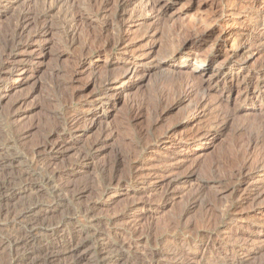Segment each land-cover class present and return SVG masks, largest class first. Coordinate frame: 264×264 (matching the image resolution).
I'll return each mask as SVG.
<instances>
[{"label":"rangeland","instance_id":"obj_1","mask_svg":"<svg viewBox=\"0 0 264 264\" xmlns=\"http://www.w3.org/2000/svg\"><path fill=\"white\" fill-rule=\"evenodd\" d=\"M65 1L50 13L46 11L45 0L29 3L11 0L0 5V74L9 67L3 54L15 55L20 60L0 78V241L16 232L26 235L27 227L35 221L42 229L27 246L0 247V264H170L167 259L156 257L153 251L157 253L167 242H174L179 244L176 253H181L184 243L183 249L188 253L207 233L216 232L220 239L219 235L229 225H235L226 215L228 207L246 216L245 220L236 222L239 234L251 235V227L257 223L263 224L259 229L263 232L264 197L239 207L232 204L237 203V189L247 193L251 184L241 183L257 171L254 160L244 176L231 184L224 177L246 156L251 142L260 143L258 148L252 146L257 150L264 143V75L255 79L254 86L247 91L263 93L255 105L243 101L240 92L246 90L238 87L231 99L221 105L215 104L220 91L215 92L210 98L212 111L189 123L186 108L176 107L180 90L184 88L183 76L171 75L172 64L157 66L170 62L181 44L180 39L192 40L191 28L195 24L206 27L223 3L231 6L234 3L235 7L216 26V31L203 40L202 50L216 44L219 27H232L240 33L262 37L264 29L257 20L264 0H160L169 6L161 19L146 17L139 11L143 0H134L127 10L128 13L137 10V18L126 23L120 34L113 19L103 17L98 8L89 9V0ZM27 9L36 11L34 15L38 17H34V22L39 20L40 27L47 21L50 28L40 42L31 43L30 47L18 40L13 43L12 38L20 16ZM77 13L82 15L77 25H67ZM103 31L105 37L101 42L96 37ZM232 35L221 44V49L238 41ZM106 40L111 49L99 58L96 51L106 45ZM24 46L26 51L19 48ZM87 51L92 54L87 65L93 69L79 74V80L75 81L74 71L78 69L81 52ZM125 53L145 62L150 71L129 93L118 96L117 91H111L107 97L101 95L92 105L93 112L98 111L99 118H103L95 125L88 123L84 129H71L69 118L81 112L83 104H89L87 95L95 96L106 78L115 81L123 74V66L114 61ZM262 55L255 53L250 65L255 69L261 67L264 73ZM213 70L204 78L208 79ZM3 91L5 95H1ZM106 98L109 105L104 103ZM93 112L84 121H90ZM105 128H109L106 133ZM197 130L207 135L202 142L191 143L190 147L200 150L193 157L198 170L190 183L183 185L187 174L184 165L169 177L176 185V196L163 199L161 187L145 193L150 186L148 174L158 166L171 165V159L166 156L171 146L168 143ZM169 133L172 135L165 142L167 145L154 151L148 149ZM56 140H66V149L52 155L41 152L45 144ZM82 159L88 160L86 169L76 167ZM136 165L144 166L142 179L135 176ZM67 171H70L68 176L62 177ZM198 188H202L201 192ZM148 199L151 205L143 210L142 203ZM31 206L36 208L26 219L15 227H6L8 220ZM12 211L17 213L9 218ZM141 213L144 216L140 218ZM134 224L139 230L135 237L126 230ZM231 241H222L229 251L218 261L200 264H264V246L248 252L249 257L240 258L241 251L232 253L234 241ZM194 251L191 249L190 253Z\"/></svg>","mask_w":264,"mask_h":264},{"label":"bare ground","instance_id":"obj_2","mask_svg":"<svg viewBox=\"0 0 264 264\" xmlns=\"http://www.w3.org/2000/svg\"><path fill=\"white\" fill-rule=\"evenodd\" d=\"M4 1L9 2L11 0H0V5H2V3H5ZM13 1L14 2L24 1L28 3L29 1L31 2V0H13ZM45 1L48 4V8L46 11L50 13L54 9L58 7L60 8V5L65 0H45ZM133 1L134 0L132 1L131 0H89V9L93 10L95 8L96 9L98 8L97 11L99 13H102L103 17L113 19L114 20L113 22L117 26L116 30L120 34L121 31L123 30V26H125L126 23H131V21L137 18V12H136L137 10H133L130 13H128V10H127L130 6H132ZM233 4L231 6L230 3L229 4L223 3L221 8L215 11L211 22H209L207 26L205 24L206 27L201 28L202 25L200 26L199 24H195L191 28L192 35L190 33L191 31L188 32L190 33L189 35L193 37V39L191 38L192 40L190 41H188L187 39H183V40L180 39L181 44L177 48L176 52L174 53L172 60H170V62L164 63V65L158 64L157 66L158 68H160L162 66L172 64L174 65V68H173V72L171 75L179 76V77L183 76L184 80H182L183 82L182 85H184V88L182 91L180 90L181 92L180 94L178 92L179 96L177 98L176 107L180 108L181 106H184V108H186V110L184 108L183 109L188 112L189 117L187 118H189L188 120L189 123L194 122L198 118H203L204 116H206V114L212 111L211 109L213 106L212 104L213 101L212 102L210 101L212 93L220 91L218 96L216 95L217 103H215V104H220V105L224 104L225 101H229L231 99L232 92L236 87L243 89L242 91L246 90L245 91L246 93L240 92L241 97H243V101H245L246 104L250 103L249 105H255L256 104L255 102L257 99L263 98V95H262L263 93L257 94L254 92L249 93L247 91H249V88L251 86H254L253 81L255 79L257 78L259 79V77L264 75L260 66H258L260 68L256 67L255 69L254 66L250 65V61L252 60L251 58L253 55H255V53H257L258 56L259 55L263 56L262 54L264 53V35H262V37L253 36L251 33L250 35H248V33L246 34L240 33V31H236V29L232 27H225V26L221 28L219 27V29H217V32H216L217 36L215 35L216 44L214 43L213 45H211V47H209V50H202V46H203L202 43H204L205 41L204 39H207L208 37H210V35L214 31H216V26H219V24L222 23L225 16H227V14L235 7L234 6L235 4L234 5ZM168 8L169 6L165 3H162L160 0H143L142 9L139 11L144 13L146 17L148 16V18L153 17L154 19L155 18L161 19L164 16ZM23 12L24 13L20 16L21 19L17 25V28L12 38H13V43L17 42L18 40L19 42H22V44L30 47L32 46L31 43L40 42V39L42 37H45L44 35L50 32V28H49L47 21L44 24L42 23L43 24L42 27H40L41 24L39 20L38 22H34V17H35L34 12L36 11L33 12L32 10L27 9L26 11H23ZM36 16L38 17L37 14ZM80 16L82 15L79 13L75 14L72 17V21L70 23H67V25L76 26L79 20L81 19ZM37 17L35 18L37 19ZM257 21H258V26L264 29V7ZM179 34L181 36V32ZM232 34H235L237 36L238 41L237 40H236L237 42L235 41L236 43L234 44V46L232 45L228 48L225 47L224 50L223 48L221 49V44L225 42L228 39V37ZM184 35H187V34L185 33ZM103 36L105 37L104 31L102 34H100V37H96V38L97 40H100L102 42L101 38L103 39L104 38ZM106 42L107 40L105 41V44ZM109 46L110 44L104 45L101 49L96 51V55L99 58H102L104 52L106 53V51H108ZM24 47H19V48L22 50H25L26 47L25 48ZM81 54H80L81 55L80 62L78 63V66H77L78 69L76 68V71H74L75 74L73 76V80L75 81L79 80L77 79L79 74L84 73L85 71L89 69H93L91 66L87 65L92 55L91 52L90 51L83 52V53L81 52ZM3 55H4L3 60L9 63V67L1 70L2 74H0V78H1V75L3 76L4 74H6V72L12 70L13 67H16V66L12 67L14 63H17L20 61L19 58L17 59V56L15 55H10V54L6 56L5 54ZM142 55H147V54L143 53ZM178 60H179V63L177 62ZM114 62L121 64L123 66V74L115 81H113L110 78H106V80L104 79L105 82L104 84H102L103 86L100 87L99 92L95 96L91 97L87 93L88 95H87L86 100L89 101V104H83V110L79 112L78 114L76 113L75 115L73 113V118H69L70 119L69 121L72 122L71 129L79 130L81 128L84 129L85 125H89V124L95 125L98 120L103 119V118H99L100 115L98 111L93 112L92 105L94 106V103L96 104L97 101L101 99V95L107 97L111 91H117L118 96L124 95V93H129L132 89H134L138 84L141 83L140 82L141 79H144V77L150 71V67L146 69L145 62H143L142 60H137L134 57L127 56L126 53L120 58H117ZM212 68H214L212 74L210 73V76L208 75L209 78L205 79L204 78L205 74ZM91 71L92 73L90 74V76H93V70ZM92 80L94 79L93 78L90 79V83H92ZM219 87H222L221 90ZM1 95H5V91H3ZM214 101H216V99ZM106 102L108 105L110 104L108 98L105 99L104 103ZM103 104H102V107H104ZM218 107L216 108L218 109ZM213 108L215 109V107ZM90 111L93 112L92 114H90V117H91L89 119L90 121H84V119L86 118V116L89 114ZM81 122H83L82 126H81ZM220 125H222V123ZM108 131H109V128L104 129V133ZM204 133L205 132H203V130L202 131L197 130V132L195 133L187 134L184 137H180L179 139L172 140V141H170V136L172 134L169 133L166 135V137L160 139L153 148H151V146L150 148H148L151 151H154L152 149H157V147H164V145H167L166 143L170 141V143L168 144L171 146L167 148L166 156H168L171 159V165L170 166L164 165L163 167L158 166L156 169H154L153 172L148 174V177L150 178L148 183L150 186L146 189L145 193L148 194L150 192L158 191L157 189L161 187L162 188L161 193H162L163 199L165 198L168 199L169 196L171 197L176 196L177 195L175 193L176 185L174 182H172V180L169 179V177L173 174L174 171L181 169L184 165L185 166L187 165V174L184 175V179L182 182H183V185L190 183L192 175L195 174L198 170V164L193 163L194 162L193 157L196 156V154L200 150V148H197L194 146L190 147V146H191V143H194L195 145L198 142H202L203 140L201 139H203L204 136L207 135V133L206 134ZM255 143L253 142L250 143L251 148L252 146L257 147L260 144V143L259 144L258 143L255 144ZM98 145L99 143L96 144L95 146L96 149H98L99 147ZM65 147H66V140L64 141L56 140L54 142L45 144L43 151L41 152L50 153L52 155L54 152H58L63 149H66ZM251 148L250 150H248L249 148H247L248 150L247 154H244V156L245 155L246 156L245 157L243 156L244 158L242 157L243 159L241 161L238 159L239 160L238 165L236 164L237 166H232L229 169L227 176L224 177L227 180V182L231 184L233 180L244 176L243 174L245 170L247 169L248 165H250V163L253 162L252 160H254L253 163H255L257 171L254 172L252 175L250 174L247 177H245L243 179V182L241 183V185H243L245 182H249L251 184L247 193H241V189H237L238 191L237 198H236L237 203H232L233 205L236 204L237 207L241 206L244 203H248L249 201L251 202L258 201L261 198L263 199L264 197V143L260 147L261 148L260 150H257L255 148H252L253 149L252 150ZM254 150H257V152H255ZM82 160H79L80 162L77 161L79 163L76 167H78L79 169H86L88 166V160L87 159H82ZM143 167H144L143 165L135 166L136 172H137V174L135 175L136 177H140L142 179L145 176L142 173ZM69 172L70 171L64 172L63 174H61V176L62 177L66 175L68 176ZM156 179H159V180L161 179V182L155 181ZM202 188H198L197 191L201 192ZM226 188H227V185H226ZM102 198H103L102 202H104V196ZM150 203H151L150 199L143 202L142 209L148 210L149 205H151ZM35 208H36L35 206H31L29 208H25L19 211L20 213L13 212V211L9 212L8 213L9 218L13 217L15 213H17V215H15L13 219L11 218L10 220H8L9 222H7L6 227L7 228L15 227L19 221L26 219L34 211ZM231 209L230 207H228V211H226L227 212L226 215H228L230 220H233L235 222V225L238 220L243 221L246 219V216H240L239 213H237L236 211L234 212V210H231ZM139 216L141 218V216H144V213H141V215ZM35 222H32V224H29V226L27 227L26 235H23L19 232L10 234L5 238V240L0 241V247L5 246V245H10V246H15L18 248V247H24V246L29 245L32 242L31 239H34L35 236L39 234L42 230L41 228L37 226V222L36 224ZM235 225L234 226L229 225L227 230H225L224 234L222 235L218 234L220 239H218V236L215 235L216 232L214 234L213 233L203 234V237H201L203 241L194 244V247L190 248V250L191 249L196 250L193 253H190V250L187 253L183 249L185 243L181 245V248H180L181 253L179 251H178L179 253H176L175 251L178 249L179 244L178 243L174 244V242H170V243L167 242L166 243L167 245H164V247L160 251H157L158 250L157 249L156 250L157 253H155L154 251L153 253L158 258L167 259L170 262V264H194L196 262L200 264L205 261L208 263L216 262L218 261V259L224 256L225 253L229 251V249H227V247L223 245L222 241L224 240L226 241L227 239H230V241L231 240L234 241V245H232V247L234 246L232 248V253L237 252L238 250L242 252L240 258H243V256L247 258L249 257L248 252L258 251V249H260L259 245H262V247L264 246L263 245L264 244V230L263 232L259 230V229H262L263 224L261 223L253 224L251 227V231H250L251 235L246 234L245 236L238 233V230L235 228ZM126 230L129 231L130 235L134 237L138 234V231H139L138 225H135V224L133 226L126 228ZM240 261H243V260H240Z\"/></svg>","mask_w":264,"mask_h":264}]
</instances>
